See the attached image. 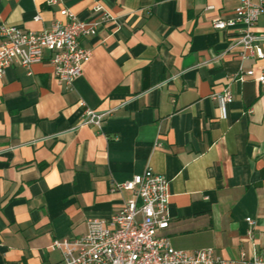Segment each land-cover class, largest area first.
<instances>
[{
    "label": "crops",
    "instance_id": "0c3cea01",
    "mask_svg": "<svg viewBox=\"0 0 264 264\" xmlns=\"http://www.w3.org/2000/svg\"><path fill=\"white\" fill-rule=\"evenodd\" d=\"M49 1L0 0V24L39 33L64 8L109 19L83 40L92 56L71 90L47 52L31 74L15 65L0 78V264H61L54 240L119 214L133 193L112 183L148 169L170 180L162 234L175 249L264 264V84L238 80L264 59L228 51L236 31L212 25L239 0ZM225 89L230 104L213 99ZM80 102L110 112L100 128L79 126Z\"/></svg>",
    "mask_w": 264,
    "mask_h": 264
},
{
    "label": "built area",
    "instance_id": "2783aa9c",
    "mask_svg": "<svg viewBox=\"0 0 264 264\" xmlns=\"http://www.w3.org/2000/svg\"><path fill=\"white\" fill-rule=\"evenodd\" d=\"M61 0H50L54 5ZM264 14V0H239L234 16L230 19L215 18L212 25L216 30L236 31L230 40L228 51L238 52L242 60L264 59V33L255 32ZM61 15L65 21H58L43 32L25 31L16 26L0 24V78L6 71L19 65L31 74L32 65L50 55L58 82L67 89L82 75L83 65L92 56V51L83 45V40L97 34L98 28L109 19L102 14L98 20H81L76 14L64 8ZM36 19H39L38 17ZM254 78L264 84V73L255 76L253 69L241 71L238 80ZM213 99L230 104L234 98L228 89L215 93ZM79 126L100 128L110 112L100 113L86 107ZM128 190L133 197L125 202L119 214L108 220L90 219L84 235L73 239H58L51 244V250L62 254L61 264H234L206 248L194 252L175 249L170 238L162 233L169 228L168 212L170 180L151 169L137 174L132 179L118 184L112 183L111 192ZM249 225L253 220L247 218ZM243 264H263L259 255L243 259Z\"/></svg>",
    "mask_w": 264,
    "mask_h": 264
}]
</instances>
